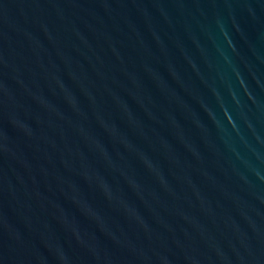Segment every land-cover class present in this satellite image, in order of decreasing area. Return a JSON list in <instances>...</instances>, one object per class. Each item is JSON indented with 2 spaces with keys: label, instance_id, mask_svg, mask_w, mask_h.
I'll return each instance as SVG.
<instances>
[{
  "label": "water",
  "instance_id": "95a60500",
  "mask_svg": "<svg viewBox=\"0 0 264 264\" xmlns=\"http://www.w3.org/2000/svg\"><path fill=\"white\" fill-rule=\"evenodd\" d=\"M0 264H264V0H0Z\"/></svg>",
  "mask_w": 264,
  "mask_h": 264
}]
</instances>
